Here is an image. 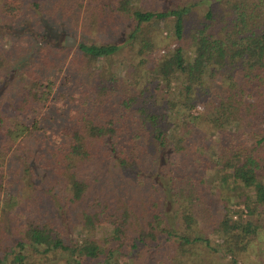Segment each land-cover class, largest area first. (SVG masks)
<instances>
[{
	"label": "trees",
	"instance_id": "1",
	"mask_svg": "<svg viewBox=\"0 0 264 264\" xmlns=\"http://www.w3.org/2000/svg\"><path fill=\"white\" fill-rule=\"evenodd\" d=\"M164 1L0 0V264H205L214 230L233 264L247 253L254 226L206 178L264 208V0ZM123 20V76L101 64L123 44L63 41ZM166 20L177 45L154 57ZM210 134L224 147L208 159Z\"/></svg>",
	"mask_w": 264,
	"mask_h": 264
},
{
	"label": "rangeland",
	"instance_id": "2",
	"mask_svg": "<svg viewBox=\"0 0 264 264\" xmlns=\"http://www.w3.org/2000/svg\"><path fill=\"white\" fill-rule=\"evenodd\" d=\"M129 2L131 7L137 6L141 7L142 9H149L152 11H161L165 10L168 7V4L164 0H129ZM201 7L202 8H199V10H196L193 19H199V17H201V15L207 9L206 4L204 3H201ZM37 19L42 20L41 18ZM75 25L76 23H73V26ZM73 26L67 25L62 27V31L64 33L63 41L66 42L67 37H72L75 40V43L71 48H75L80 42L95 44L117 42L121 43V46L123 44L121 51L116 56L108 61H101V64L105 67H109V69L112 71H118V74L122 72L120 74L121 76L125 75L123 72L125 70L124 68H128L130 64L134 63V53L132 52V48L136 46V44L133 43L134 41H128L129 35L131 33V26L129 21L123 20L114 28L109 26V28H107L106 30L104 29L105 31H100L97 26H89L85 31H82L81 23L77 25V29H74ZM151 29L159 34L160 41L159 48L153 52L152 56H162L174 49V47L177 45L173 36V22L171 20H166L164 22H155L152 24ZM23 30L25 31L23 27H20L21 34L23 33ZM27 35L29 43L28 49H30V47L32 48L34 46L36 39L35 36L31 35V33H28ZM173 87L176 89L178 86L173 85ZM202 111L203 106L199 104L192 111V115H197ZM262 121L264 123V113L262 115ZM260 128L264 129V124H262ZM241 129H244L245 131L249 130L242 127ZM261 129L260 131L255 132L264 134L263 130ZM200 133L205 134L206 131L199 127L197 134L201 135ZM206 139L209 140L208 146L203 150L207 155L206 158L211 159L214 149L221 147V143H223L224 141L222 142L217 140V136L214 134L207 135ZM207 150H209V152ZM259 180L263 181L262 177ZM206 181L208 184L212 185V188L217 193V195L215 196L216 198L222 200L224 198L229 199V202H227L229 214H232L234 219H236L237 217L236 213L242 212L244 214L245 221H250L254 226V233L252 235V240L249 245L248 251L243 257L242 261H239L238 264H264V208L257 209L255 214L253 216H250L249 214H247V210L244 208V205H242L241 203H237V201L239 200L238 195L240 194V191H238V189H236V187L232 185L230 181L227 185L222 184L218 182L217 177L213 174H208ZM241 191L247 196L252 195V189H242ZM51 196L53 197L54 201H57L56 206L58 207V216L60 218L63 217L67 206V199L65 195L59 197L56 196V194H51ZM201 224L202 223L200 222V225ZM220 236V232L216 230L212 231V233L209 234L208 238L210 239V244L215 249H206L208 253H204L205 257L202 256V260L199 261L202 262L205 260V264H233L230 256L220 251L222 242ZM216 249H218L219 252H217ZM151 258L153 261H157L161 259V256L155 254ZM196 263L200 264L199 262Z\"/></svg>",
	"mask_w": 264,
	"mask_h": 264
},
{
	"label": "water",
	"instance_id": "3",
	"mask_svg": "<svg viewBox=\"0 0 264 264\" xmlns=\"http://www.w3.org/2000/svg\"><path fill=\"white\" fill-rule=\"evenodd\" d=\"M75 43V40L72 37H67L66 38V42H65V46L67 47H72Z\"/></svg>",
	"mask_w": 264,
	"mask_h": 264
}]
</instances>
